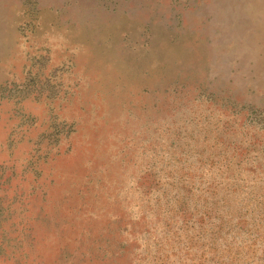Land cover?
Segmentation results:
<instances>
[{"label": "rangeland", "instance_id": "1", "mask_svg": "<svg viewBox=\"0 0 264 264\" xmlns=\"http://www.w3.org/2000/svg\"><path fill=\"white\" fill-rule=\"evenodd\" d=\"M0 264H264V0H0Z\"/></svg>", "mask_w": 264, "mask_h": 264}]
</instances>
